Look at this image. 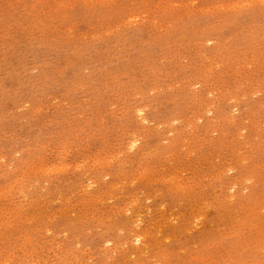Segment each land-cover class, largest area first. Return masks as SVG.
Returning <instances> with one entry per match:
<instances>
[{
	"label": "rangeland",
	"instance_id": "374dc122",
	"mask_svg": "<svg viewBox=\"0 0 264 264\" xmlns=\"http://www.w3.org/2000/svg\"><path fill=\"white\" fill-rule=\"evenodd\" d=\"M0 264H264V0H0Z\"/></svg>",
	"mask_w": 264,
	"mask_h": 264
}]
</instances>
